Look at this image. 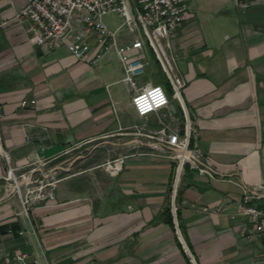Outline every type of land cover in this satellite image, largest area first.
Segmentation results:
<instances>
[{
  "label": "crops",
  "instance_id": "0c3cea01",
  "mask_svg": "<svg viewBox=\"0 0 264 264\" xmlns=\"http://www.w3.org/2000/svg\"><path fill=\"white\" fill-rule=\"evenodd\" d=\"M25 2L0 0V136L11 164H45L70 145L113 133L137 144L117 173L102 162L57 177L54 198L33 203L28 216L18 213L0 155V259L25 250L51 264H264L263 239L240 233L239 209L244 187L264 188V0L245 9L235 0L189 1L168 47L184 80L182 100L170 96L175 111L150 113L163 115L153 127L134 111L137 87L123 79L113 50L92 45L101 52L93 64L65 45L36 44L29 21L13 19ZM124 29L118 42L133 38ZM143 60L168 80L148 45ZM182 105L213 172L185 164L172 225L164 209L175 161L143 135L182 121Z\"/></svg>",
  "mask_w": 264,
  "mask_h": 264
},
{
  "label": "built area",
  "instance_id": "2783aa9c",
  "mask_svg": "<svg viewBox=\"0 0 264 264\" xmlns=\"http://www.w3.org/2000/svg\"><path fill=\"white\" fill-rule=\"evenodd\" d=\"M190 0H26L17 10L13 19L28 20L29 30L33 33L35 43L53 48L65 45L78 59L98 64L101 52L92 45L113 50L123 69V79L137 87L131 97V104L137 115L147 117L158 112L170 103V96L181 101V89L184 80L175 72L173 59L168 53L170 37L185 18ZM253 0H235L241 8H247ZM116 12L122 18L114 29H110L103 21V16ZM122 26L127 27L133 38L129 42H118V32ZM148 45L154 51L163 67L171 94L160 83L146 81L137 85L135 77L145 69L143 49ZM34 102L33 99H22L21 105ZM182 126L167 124L156 130L149 137L156 140L151 145L165 153L175 161L172 181L171 212L175 218L174 196L180 173L185 166L196 168L200 172L212 174L213 167L194 142L196 129L191 124L188 111L182 105ZM0 155L6 162L4 179L10 184L11 193H15L21 204L18 213L28 216L29 207L33 203L44 202L54 198V182L43 173L41 179L33 176L38 170L37 164H30L25 169L11 164L8 151L4 148L0 136ZM126 154L104 161L111 173H117ZM253 198H263L262 203L253 202ZM246 222L240 227L245 236H257L263 239L264 250V188L244 187L239 204ZM19 230V233H22ZM0 264H51L42 263L35 255L25 250L13 253L10 257L0 259Z\"/></svg>",
  "mask_w": 264,
  "mask_h": 264
},
{
  "label": "rangeland",
  "instance_id": "374dc122",
  "mask_svg": "<svg viewBox=\"0 0 264 264\" xmlns=\"http://www.w3.org/2000/svg\"><path fill=\"white\" fill-rule=\"evenodd\" d=\"M121 20L122 18L118 16L116 12H110L103 16V21L110 29H114L116 25L121 22ZM124 28L125 26H122V29L119 30L118 35L122 34V32L125 30ZM157 77L159 82H161V84L166 87L167 81L165 76L162 73H159L156 69L149 70L145 68L144 72L136 76L135 79L138 84H141L148 79L157 82ZM153 119H155L156 122H159L160 119H163V115L161 113L149 115L144 120L145 126L153 127ZM176 125L180 128L182 126V121H179ZM170 126L173 127L174 123L171 122ZM151 133L153 134L155 132L149 131V134ZM131 136L132 135L113 133L104 137L70 145L63 151L61 155L50 162L45 164H37L39 169L34 171L33 176L39 180L41 179L43 173H47L48 179H56L57 177L64 174L73 173L84 166L93 163H102L108 159H114L120 155L127 154L128 152L136 149L132 146V144H137V142L127 144V140H129ZM143 137L146 139H155L149 137L148 135H143ZM3 161L6 165L4 158ZM53 165H60L62 168L49 171L48 168L52 167ZM3 174H5V172Z\"/></svg>",
  "mask_w": 264,
  "mask_h": 264
},
{
  "label": "trees",
  "instance_id": "16d2710c",
  "mask_svg": "<svg viewBox=\"0 0 264 264\" xmlns=\"http://www.w3.org/2000/svg\"><path fill=\"white\" fill-rule=\"evenodd\" d=\"M167 84L168 83V80H167ZM169 86V85H168ZM169 94H171V89H169L168 91ZM164 213H165V217L166 219L173 225L174 222H173V215H172V212H171V208L170 206H167L165 209H164Z\"/></svg>",
  "mask_w": 264,
  "mask_h": 264
},
{
  "label": "water",
  "instance_id": "95a60500",
  "mask_svg": "<svg viewBox=\"0 0 264 264\" xmlns=\"http://www.w3.org/2000/svg\"><path fill=\"white\" fill-rule=\"evenodd\" d=\"M169 107H170L173 111H175L174 103L170 102V103H169ZM39 152H40V151H39Z\"/></svg>",
  "mask_w": 264,
  "mask_h": 264
}]
</instances>
